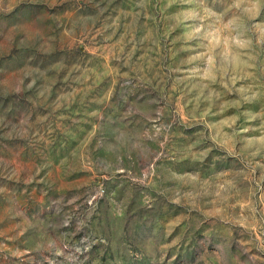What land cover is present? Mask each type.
Returning <instances> with one entry per match:
<instances>
[{"label":"rangeland","instance_id":"1","mask_svg":"<svg viewBox=\"0 0 264 264\" xmlns=\"http://www.w3.org/2000/svg\"><path fill=\"white\" fill-rule=\"evenodd\" d=\"M0 264H264V0H0Z\"/></svg>","mask_w":264,"mask_h":264}]
</instances>
